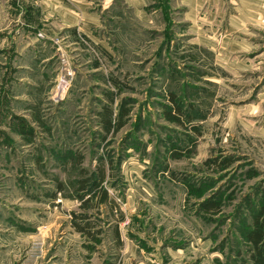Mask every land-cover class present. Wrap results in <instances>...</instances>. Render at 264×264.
<instances>
[{
	"label": "rangeland",
	"instance_id": "374dc122",
	"mask_svg": "<svg viewBox=\"0 0 264 264\" xmlns=\"http://www.w3.org/2000/svg\"><path fill=\"white\" fill-rule=\"evenodd\" d=\"M256 219L264 0H0V264H255Z\"/></svg>",
	"mask_w": 264,
	"mask_h": 264
},
{
	"label": "trees",
	"instance_id": "16d2710c",
	"mask_svg": "<svg viewBox=\"0 0 264 264\" xmlns=\"http://www.w3.org/2000/svg\"><path fill=\"white\" fill-rule=\"evenodd\" d=\"M102 115H103L106 128L108 130L111 129L113 127L112 111L109 109L108 110L106 109L105 113ZM84 182L85 180L79 183H84ZM84 185L85 184H82L81 187L84 188ZM108 195L109 194L107 191L103 192V195H102L103 201L107 200ZM248 241L253 247L252 257H253L254 263L264 264V247L262 246L263 241H264V224L261 221H259V219H256L253 230L249 232Z\"/></svg>",
	"mask_w": 264,
	"mask_h": 264
}]
</instances>
